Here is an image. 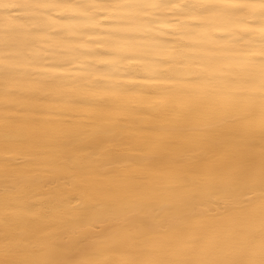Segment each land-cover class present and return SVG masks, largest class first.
Listing matches in <instances>:
<instances>
[{"label": "bare ground", "instance_id": "6f19581e", "mask_svg": "<svg viewBox=\"0 0 264 264\" xmlns=\"http://www.w3.org/2000/svg\"><path fill=\"white\" fill-rule=\"evenodd\" d=\"M0 264H264V0H0Z\"/></svg>", "mask_w": 264, "mask_h": 264}]
</instances>
